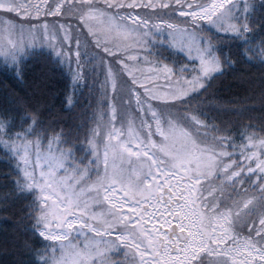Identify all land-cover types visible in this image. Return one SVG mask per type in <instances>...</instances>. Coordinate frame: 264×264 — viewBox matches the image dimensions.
I'll return each instance as SVG.
<instances>
[{
    "label": "snow or ice",
    "instance_id": "6c2138e0",
    "mask_svg": "<svg viewBox=\"0 0 264 264\" xmlns=\"http://www.w3.org/2000/svg\"><path fill=\"white\" fill-rule=\"evenodd\" d=\"M257 20L264 0H0V75L29 89L0 95L16 264H264V121L209 118L243 110L216 85L245 65L264 102ZM25 56L66 70L62 110L88 86L91 126L61 125Z\"/></svg>",
    "mask_w": 264,
    "mask_h": 264
},
{
    "label": "trees",
    "instance_id": "16d2710c",
    "mask_svg": "<svg viewBox=\"0 0 264 264\" xmlns=\"http://www.w3.org/2000/svg\"><path fill=\"white\" fill-rule=\"evenodd\" d=\"M250 37L256 41H259L261 37H264V24H261L258 20L255 22L254 31L250 33ZM243 46V41L229 40L227 43L221 45L223 51L229 54H236L238 49ZM47 52L45 51V56ZM165 56H168V52H164ZM177 59H183L179 54ZM171 59V57H169ZM27 74L29 81L39 79L43 75L47 74L49 77V87L55 93L51 99V103L54 105V111H56V119L60 121L61 125L67 128L69 125L75 122L81 123L82 120H88L91 117L92 109L88 107L89 104H95V96L89 92L88 86H82L76 90L77 106L71 111L67 110V105L61 108V101L64 96V89L66 84L70 85V80L67 79L66 70L65 75H60V70L53 65L46 62L44 57H24ZM247 78H239V74L229 73L221 81L217 82V90L221 97L230 102H242L244 105L243 110L231 109L219 113H210L209 118H215V122L220 123L222 121H230L236 129H239L240 124H251L253 127L258 128V123L264 121V102L261 100L260 89L261 81L258 69H252L251 71L255 75L249 73L248 66L245 65L242 69ZM13 87L21 92L29 91L28 88H22L11 78L5 79L3 75H0V95L4 93L6 89L10 90ZM71 92V88L69 87ZM88 126H91L90 120H88ZM251 130V129H250ZM239 142V140H238ZM80 145L77 144V148ZM83 153L78 151V155ZM8 171L7 162L0 160V185L6 183L3 174ZM0 190H3L0 188ZM7 214H0V264H16L17 260L21 259L17 255L16 250L9 243L4 245L5 229L11 233V221L5 220ZM25 264H27V258L25 257Z\"/></svg>",
    "mask_w": 264,
    "mask_h": 264
},
{
    "label": "rangeland",
    "instance_id": "374dc122",
    "mask_svg": "<svg viewBox=\"0 0 264 264\" xmlns=\"http://www.w3.org/2000/svg\"><path fill=\"white\" fill-rule=\"evenodd\" d=\"M41 19H45L44 17H41ZM47 19H53L52 17H48ZM75 23V21H73ZM47 52V50H45Z\"/></svg>",
    "mask_w": 264,
    "mask_h": 264
}]
</instances>
